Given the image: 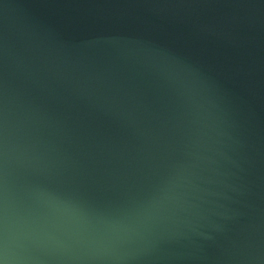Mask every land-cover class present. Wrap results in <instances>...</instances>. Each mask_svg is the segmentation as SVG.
<instances>
[{"label":"water","instance_id":"obj_1","mask_svg":"<svg viewBox=\"0 0 264 264\" xmlns=\"http://www.w3.org/2000/svg\"><path fill=\"white\" fill-rule=\"evenodd\" d=\"M0 264H264V0H0Z\"/></svg>","mask_w":264,"mask_h":264}]
</instances>
